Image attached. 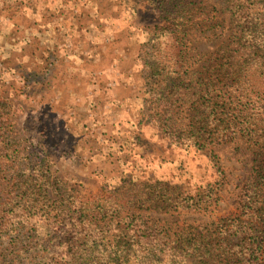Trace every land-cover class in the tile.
<instances>
[{"label":"trees","instance_id":"trees-1","mask_svg":"<svg viewBox=\"0 0 264 264\" xmlns=\"http://www.w3.org/2000/svg\"><path fill=\"white\" fill-rule=\"evenodd\" d=\"M138 1L162 22L148 44L156 100L151 122L172 146L205 158L211 178L193 190L166 179L123 178L93 200L74 203L67 192L53 197L50 176L22 166L19 151L6 142L13 118L0 100L3 259L11 253L19 264L25 258L32 264H264V0ZM221 37L212 52L194 45ZM232 144L248 168L236 215L182 225L145 214L173 217L219 204L229 178L218 148Z\"/></svg>","mask_w":264,"mask_h":264},{"label":"rangeland","instance_id":"rangeland-1","mask_svg":"<svg viewBox=\"0 0 264 264\" xmlns=\"http://www.w3.org/2000/svg\"><path fill=\"white\" fill-rule=\"evenodd\" d=\"M160 23L138 0H0V100L13 118L6 142L22 166L50 176L53 197L93 200L123 178L166 179L186 190L211 178L205 158L172 146L151 122L148 44ZM222 40L194 45L212 52ZM218 150L229 178L219 204L145 214L182 225L236 215L248 168L236 145ZM4 248L1 262L19 264L11 253L3 259Z\"/></svg>","mask_w":264,"mask_h":264}]
</instances>
